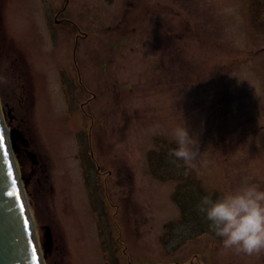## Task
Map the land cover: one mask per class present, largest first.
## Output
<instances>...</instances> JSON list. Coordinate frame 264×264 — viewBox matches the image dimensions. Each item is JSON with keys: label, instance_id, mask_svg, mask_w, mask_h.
<instances>
[{"label": "rangeland", "instance_id": "obj_1", "mask_svg": "<svg viewBox=\"0 0 264 264\" xmlns=\"http://www.w3.org/2000/svg\"><path fill=\"white\" fill-rule=\"evenodd\" d=\"M106 1L0 0V105L43 163L25 200L40 247L44 228L52 233L44 264H264V249L225 248L198 208L244 182L264 189V37L249 26L250 0H175V30L185 31L176 53L183 48L207 84L202 97H185L181 80L174 99L155 73L154 11L121 24L103 14ZM65 4L72 25H54L49 14ZM79 31L88 39L74 58ZM107 74L128 83L121 134L98 113ZM178 125L192 136L191 161L170 155ZM97 128L106 132L92 135ZM19 159L26 178L30 164Z\"/></svg>", "mask_w": 264, "mask_h": 264}, {"label": "flooded vegetation", "instance_id": "obj_2", "mask_svg": "<svg viewBox=\"0 0 264 264\" xmlns=\"http://www.w3.org/2000/svg\"><path fill=\"white\" fill-rule=\"evenodd\" d=\"M67 3V0H66ZM105 4V11L103 12L104 15H106V12H110L111 14L114 11V14L118 17L119 20L118 23L122 22L128 17L133 16L134 14H141L144 15L145 12L152 9L154 12L151 14V17L154 18V26L152 29H150V32H153L155 34V37L157 38V46L155 49L156 52V67H155V73L157 76L158 81L161 83H165L169 88V92L171 95V98L174 99L176 97L175 90L176 85L179 81L185 80L187 81L190 88L187 89L185 93V97H202L206 93V84H207V76L206 72L203 70L196 68L194 65L187 63L184 61L182 54L184 52V49H181L180 55H177L175 46L176 40H180V36H182L185 31H180L179 33L175 30V0H168L167 3L164 2V0H152L151 4L144 5L141 3V0H119L117 4H114L113 2H109L108 0L104 3ZM110 6V7H109ZM68 4L63 5L60 9L54 11L53 13L49 14V16L52 18V21L55 25H62L63 23L71 24V20L65 17V14L68 12L67 10ZM139 9V13L137 10ZM145 11V12H144ZM69 14V13H68ZM132 14V15H131ZM147 15H150L149 13H146ZM92 15H98L102 16L99 13L98 14H92ZM146 16V15H144ZM51 21V22H52ZM184 29L188 30L187 25L185 22ZM72 25V24H71ZM117 28V27H116ZM115 31V29L113 30ZM122 36L120 37H126L125 33L122 32ZM143 33V32H141ZM165 38V45L162 46L160 44V39ZM88 35L84 33L83 31H79L75 35L74 43H73V57L75 58L77 54V48L80 40H87ZM176 58H178V62L176 65ZM107 67L105 66V69ZM199 69V70H198ZM108 69H106L107 71ZM180 71H182V75H180ZM136 74L141 73V71L137 68L135 70ZM106 78L109 79L111 85L107 89V93L105 96H102L100 98H105L106 103V111L99 110V114H103L102 116H105L106 120L112 121V130L110 132L115 131L118 129L119 134L122 133V130H120V126L116 124L117 122V115H120L121 117L125 116V106L127 103V97H124L122 91L119 90V87L121 85L127 86V80L126 82L123 81H117L116 78L112 79L110 78V75H106ZM192 80L194 82H192ZM196 87V88H195ZM122 88V87H120ZM131 88V87H130ZM133 88H131L132 90ZM96 95L92 97H89V100L87 102H84L81 105V108L84 109L86 106L90 104V102L96 98ZM119 105V106H118ZM4 110H6V106H4ZM13 110V109H12ZM6 112V111H5ZM13 111L10 112L9 117L10 121H13V119L17 118V116L12 115ZM6 116L7 112H6ZM92 118V117H91ZM123 124V123H121ZM106 132L103 130V128H97L92 130V135L98 136L100 133ZM90 137V136H89ZM36 157L38 159V166L34 168L32 174L30 173V178L36 176L38 174V171L41 170L43 163L40 159V156L36 154ZM109 163V161H108ZM114 163L118 164L117 162L110 161L109 165L111 167V170L109 171L108 175L113 176L116 181L122 182V177L120 176L121 167L120 165H114ZM45 170L43 169L42 172ZM40 174V172H39Z\"/></svg>", "mask_w": 264, "mask_h": 264}, {"label": "clouds", "instance_id": "obj_3", "mask_svg": "<svg viewBox=\"0 0 264 264\" xmlns=\"http://www.w3.org/2000/svg\"><path fill=\"white\" fill-rule=\"evenodd\" d=\"M174 138L177 147L170 151V155L178 160L191 161L195 153L188 128L178 125ZM198 208L225 248L246 254L264 249V189L258 184L244 182L215 199L205 195Z\"/></svg>", "mask_w": 264, "mask_h": 264}, {"label": "water", "instance_id": "obj_4", "mask_svg": "<svg viewBox=\"0 0 264 264\" xmlns=\"http://www.w3.org/2000/svg\"><path fill=\"white\" fill-rule=\"evenodd\" d=\"M9 126L11 125L8 123V129ZM0 128L4 130V142L8 151L6 162L3 150H0V264H43V260L51 253L53 246L51 231L49 227L44 228L41 252L22 188V185H26L27 182L23 175L19 176L13 154L17 160H20V157L25 160L28 159L31 165V173L38 161L35 153L30 150L28 140L24 138L23 133L16 127L10 128L9 131L5 128L1 111ZM5 131H7L6 135ZM20 145L22 150L19 149ZM8 162L12 165L19 199L8 195V192L13 190L12 177L8 176ZM21 202L24 205L23 211L20 209ZM33 247L36 248L37 253V260L35 261L32 258Z\"/></svg>", "mask_w": 264, "mask_h": 264}, {"label": "trees", "instance_id": "obj_5", "mask_svg": "<svg viewBox=\"0 0 264 264\" xmlns=\"http://www.w3.org/2000/svg\"><path fill=\"white\" fill-rule=\"evenodd\" d=\"M248 18L253 32L264 37V0H251Z\"/></svg>", "mask_w": 264, "mask_h": 264}, {"label": "snow or ice", "instance_id": "obj_6", "mask_svg": "<svg viewBox=\"0 0 264 264\" xmlns=\"http://www.w3.org/2000/svg\"><path fill=\"white\" fill-rule=\"evenodd\" d=\"M0 150H3V155H4V158H5V161L7 162L8 151H7V148L5 146L4 130L2 128H0ZM8 176L12 177V185H13V190L8 192V195L9 196H13L16 199H19L20 198L19 192L16 189V179L13 176L12 165H11L10 162H8ZM20 209H21V211H23V209H24V205H23L22 202L20 204ZM25 223H27V220H25ZM32 258H33L34 261L37 260V253H36V248L35 247H33V249H32Z\"/></svg>", "mask_w": 264, "mask_h": 264}, {"label": "bare ground", "instance_id": "obj_7", "mask_svg": "<svg viewBox=\"0 0 264 264\" xmlns=\"http://www.w3.org/2000/svg\"><path fill=\"white\" fill-rule=\"evenodd\" d=\"M2 116V115H1ZM6 133H7V131H5V135H6ZM25 202H26V200H25ZM29 214H30V212H29ZM31 222H33L32 220H31Z\"/></svg>", "mask_w": 264, "mask_h": 264}]
</instances>
